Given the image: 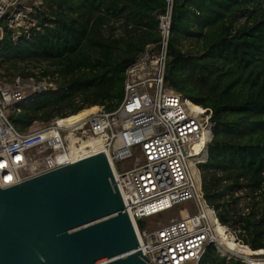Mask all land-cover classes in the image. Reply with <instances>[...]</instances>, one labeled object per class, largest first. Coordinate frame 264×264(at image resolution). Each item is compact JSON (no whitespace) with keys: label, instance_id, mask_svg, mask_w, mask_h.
Masks as SVG:
<instances>
[{"label":"trees","instance_id":"16d2710c","mask_svg":"<svg viewBox=\"0 0 264 264\" xmlns=\"http://www.w3.org/2000/svg\"><path fill=\"white\" fill-rule=\"evenodd\" d=\"M164 7L165 0H46L39 30L16 40L3 22L0 70L14 76L43 64L41 77H55L56 90L10 116L16 128L24 132L34 121L92 105L115 109L126 68L159 40ZM186 43L194 50H184ZM168 57L166 83L212 111L213 136L201 167L205 201L222 225L245 232L244 243L264 249V193L253 196L264 182V8L258 0H175ZM241 188L249 198L244 215L234 196ZM201 264L242 263L210 247Z\"/></svg>","mask_w":264,"mask_h":264},{"label":"built area","instance_id":"2783aa9c","mask_svg":"<svg viewBox=\"0 0 264 264\" xmlns=\"http://www.w3.org/2000/svg\"><path fill=\"white\" fill-rule=\"evenodd\" d=\"M174 1L165 0L164 10L157 16L158 42L147 45L126 68L123 98L111 111L92 105L82 110L96 111L82 120L63 123L74 115L54 117L21 132L10 116L35 100L41 86L52 90L55 77H41L43 64L28 65L24 76L0 77V188L104 153L139 248L150 263L201 264L212 247L227 261L264 264L263 248L253 249L236 238L240 248L231 249L221 240L216 212L205 201L199 165L208 159L212 111L194 105L165 80ZM258 2L264 8V0ZM45 3L0 0V41L5 33L3 22L13 31V40L22 34L28 38L32 28L39 30L37 16L45 12ZM132 160L137 162L117 170V164ZM245 193L247 189L241 188L234 196L247 202ZM261 193L264 182L253 196ZM183 204H189L190 209H180L178 216L165 223L138 227V221ZM259 205L264 208V201ZM240 207L242 215L249 211L243 204Z\"/></svg>","mask_w":264,"mask_h":264},{"label":"water","instance_id":"95a60500","mask_svg":"<svg viewBox=\"0 0 264 264\" xmlns=\"http://www.w3.org/2000/svg\"><path fill=\"white\" fill-rule=\"evenodd\" d=\"M0 264H152L104 153L0 188Z\"/></svg>","mask_w":264,"mask_h":264},{"label":"rangeland","instance_id":"374dc122","mask_svg":"<svg viewBox=\"0 0 264 264\" xmlns=\"http://www.w3.org/2000/svg\"><path fill=\"white\" fill-rule=\"evenodd\" d=\"M191 48V49H190ZM186 49H190V51L194 50L192 49V47L190 45H188L187 43L184 45V50ZM31 67V66H29ZM6 71H9V74H12L13 70H6V69H1L0 70V73L3 75V77H6V78H9V77H12V76H8L9 74L6 73ZM28 72H26V70L23 72V74H16V75H26ZM50 89V88H48ZM55 89V86L52 90ZM56 90V89H55ZM48 92V91H47ZM95 109V108H93ZM92 110V109H90ZM96 110V109H95ZM38 124H40L39 121H37V124L35 125H30L29 127H37ZM213 135V134H212ZM212 141V140H211ZM137 161L136 160H132V161H129L127 163H123V164H117V170L120 171L122 168H127V167H131L132 165H134V163H136ZM199 167L201 168L202 165H199ZM243 204V207L244 205L246 204V202H242ZM260 206V205H259ZM189 204H183V205H180L178 206V208L176 209H173V210H170V211H166L164 213H161V214H158V215H155V216H152L150 218H145L141 221H138L137 224H138V227L140 229H148V228H153L155 227L158 223H165L166 221H168L169 219L173 218V217H176L178 216V212L180 209H190L189 208ZM239 208V207H238ZM241 208V207H240ZM245 208V207H244ZM255 213H257L255 211ZM259 216V215H257ZM226 226V225H224ZM228 228V231L230 232V234H232L235 238L239 239V240H242V236L244 235V231L241 230L240 228H236V229H233V227L231 228L230 226H226ZM251 247V246H250ZM252 248V247H251ZM227 261V260H226Z\"/></svg>","mask_w":264,"mask_h":264},{"label":"bare ground","instance_id":"6f19581e","mask_svg":"<svg viewBox=\"0 0 264 264\" xmlns=\"http://www.w3.org/2000/svg\"><path fill=\"white\" fill-rule=\"evenodd\" d=\"M94 111H96V110L95 109L85 110V111H83L79 114H76L73 117L65 120L63 123L82 120L83 118L87 117L89 114H91ZM83 144H85V143H83ZM217 231L219 232L221 240L225 241L231 249L235 248V247H237L238 249L240 248L238 246L237 239L232 234H230V232L219 222H217Z\"/></svg>","mask_w":264,"mask_h":264}]
</instances>
